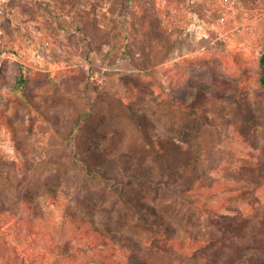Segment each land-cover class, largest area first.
Listing matches in <instances>:
<instances>
[{
    "label": "rangeland",
    "instance_id": "1",
    "mask_svg": "<svg viewBox=\"0 0 264 264\" xmlns=\"http://www.w3.org/2000/svg\"><path fill=\"white\" fill-rule=\"evenodd\" d=\"M263 54L264 0H0V264H264Z\"/></svg>",
    "mask_w": 264,
    "mask_h": 264
},
{
    "label": "trees",
    "instance_id": "2",
    "mask_svg": "<svg viewBox=\"0 0 264 264\" xmlns=\"http://www.w3.org/2000/svg\"><path fill=\"white\" fill-rule=\"evenodd\" d=\"M259 64H260V75H259V81L262 85H264V54L261 56L260 60H259ZM24 84H25V79H24V76L23 74H21L18 78V81H17V85H16V90L18 91H23L24 89ZM88 112L87 111H84L80 114V119L79 121H82L86 116H87ZM122 250H126V249H123L125 248L123 245L120 247ZM77 255H80L81 256V261H89V263H94V261L96 260L92 254H90L89 252L87 251H82L81 253H79V250L78 248H74V247H71V248H67L66 251H65V254H61L60 256H63V257H68L69 259L71 260H77L76 257ZM92 255V257L89 259L88 257ZM99 261L101 264H120V261L118 259H115L113 257H111L110 255L108 254H105V255H102L100 256L99 258Z\"/></svg>",
    "mask_w": 264,
    "mask_h": 264
}]
</instances>
